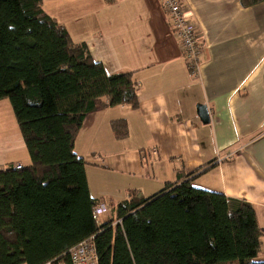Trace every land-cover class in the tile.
<instances>
[{
    "label": "crops",
    "instance_id": "crops-1",
    "mask_svg": "<svg viewBox=\"0 0 264 264\" xmlns=\"http://www.w3.org/2000/svg\"><path fill=\"white\" fill-rule=\"evenodd\" d=\"M185 4L203 47L199 77L189 72L159 0L44 1V11L109 74L132 73L137 85V109L97 102L75 153L87 162L91 196L112 206L130 192L151 198L190 174L197 189L252 204L263 234L257 261H264V2ZM199 105L207 106L209 124ZM118 120L128 124L124 140L111 129ZM24 149L12 105L2 100L0 170L30 166Z\"/></svg>",
    "mask_w": 264,
    "mask_h": 264
},
{
    "label": "trees",
    "instance_id": "trees-1",
    "mask_svg": "<svg viewBox=\"0 0 264 264\" xmlns=\"http://www.w3.org/2000/svg\"><path fill=\"white\" fill-rule=\"evenodd\" d=\"M44 1L0 0V101H10L31 159L0 170V264H70L69 251L92 237L99 264H264L255 207L193 187L194 174L151 198L130 192L99 223L75 144L99 100L137 109V85L132 73L109 74ZM111 129L129 135L125 120Z\"/></svg>",
    "mask_w": 264,
    "mask_h": 264
},
{
    "label": "built area",
    "instance_id": "built-area-1",
    "mask_svg": "<svg viewBox=\"0 0 264 264\" xmlns=\"http://www.w3.org/2000/svg\"><path fill=\"white\" fill-rule=\"evenodd\" d=\"M163 10L172 20V30L178 39L182 57L192 76L199 77L202 63L203 47L199 43L198 28L185 16V0H159ZM15 169H22L21 164H14ZM112 205L106 200H100L95 208L97 217L111 214ZM70 264H99V256L92 237L69 251ZM46 264H65L59 260H53Z\"/></svg>",
    "mask_w": 264,
    "mask_h": 264
},
{
    "label": "water",
    "instance_id": "water-1",
    "mask_svg": "<svg viewBox=\"0 0 264 264\" xmlns=\"http://www.w3.org/2000/svg\"><path fill=\"white\" fill-rule=\"evenodd\" d=\"M197 109H198V115H199L201 121L204 124H209L211 122V117H210V113H209L207 106L199 105L197 107Z\"/></svg>",
    "mask_w": 264,
    "mask_h": 264
},
{
    "label": "rangeland",
    "instance_id": "rangeland-1",
    "mask_svg": "<svg viewBox=\"0 0 264 264\" xmlns=\"http://www.w3.org/2000/svg\"><path fill=\"white\" fill-rule=\"evenodd\" d=\"M25 150V153H24V158L26 159V161H24V163H29V165L31 164V160H30V157H29V155H28V152L26 151V149H24ZM20 156H22L23 155V153H18ZM113 220V218L111 217V214H108V215H103V216H100V217H98V221H99V223L100 224H104V223H107V222H109L110 220Z\"/></svg>",
    "mask_w": 264,
    "mask_h": 264
}]
</instances>
